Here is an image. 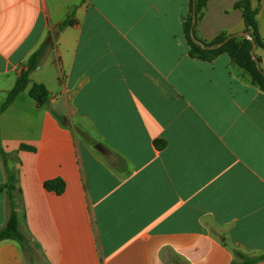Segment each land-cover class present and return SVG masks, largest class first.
<instances>
[{
	"label": "crops",
	"instance_id": "crops-1",
	"mask_svg": "<svg viewBox=\"0 0 264 264\" xmlns=\"http://www.w3.org/2000/svg\"><path fill=\"white\" fill-rule=\"evenodd\" d=\"M237 2L207 0L195 37L244 32ZM250 3L264 45V0ZM188 10L189 0H0V106L29 56L55 39L0 115L1 147L18 170L19 231L35 256L4 240L0 264L264 255V92L227 54L188 55ZM255 56L264 72V49ZM32 84L48 92L40 107ZM54 179L61 194L43 187ZM4 182L0 158V230Z\"/></svg>",
	"mask_w": 264,
	"mask_h": 264
},
{
	"label": "trees",
	"instance_id": "trees-1",
	"mask_svg": "<svg viewBox=\"0 0 264 264\" xmlns=\"http://www.w3.org/2000/svg\"><path fill=\"white\" fill-rule=\"evenodd\" d=\"M207 0H189L188 14L182 24L183 35L188 45V55L201 61L210 62L221 54H227L233 64L241 69L250 78L251 84L264 92V72L261 68H257L255 62L251 59L250 51L252 50V43L239 36L231 37L222 46L218 45L224 42L229 36L220 34L210 42H204L195 37L194 27L201 15L202 10L206 6ZM241 10L242 19L244 23V33L248 34L255 44V51L264 49L256 21L257 11L251 6L250 0H238L234 6ZM193 17L195 24L192 25ZM71 24L70 21L65 20L60 24V27ZM193 28L194 37L201 42L205 47H213L211 49H203L199 45L194 44L190 30ZM55 39L47 35L39 47L29 56L24 67L18 73L15 82L7 93L5 101L0 106V115L13 103L16 97L24 92L29 85V74L34 71L40 64L44 55L53 49ZM256 57V56H255ZM257 62L259 59L256 57ZM28 96L37 106L44 105L48 100V92L45 87L40 84H32L28 89ZM164 144V143H163ZM157 147L160 145L157 144ZM19 151L34 152L33 147L27 145H20ZM0 158L5 174V182L1 187L4 190L6 204H7V220L5 226L0 230V242L4 240L15 241L21 250L26 254L27 245L25 238L19 231L18 225V210L22 209L21 190L18 188V170L11 168L9 165V157L3 151L0 143ZM43 187L48 192L61 194L64 190V182L61 179H54L47 181ZM233 260L230 264H255L264 260V255L250 256L238 250H233Z\"/></svg>",
	"mask_w": 264,
	"mask_h": 264
},
{
	"label": "water",
	"instance_id": "water-1",
	"mask_svg": "<svg viewBox=\"0 0 264 264\" xmlns=\"http://www.w3.org/2000/svg\"><path fill=\"white\" fill-rule=\"evenodd\" d=\"M194 24H195V18L193 17L192 25L194 26ZM57 30H58V28L56 27L54 29V31H53V36L54 37L56 36ZM190 35H191V38H192L194 44L199 45L201 48H203V49H211V48H213V47H205L201 42H199L193 35V28L190 30ZM235 36L236 37L239 36V37H242L244 39H247V40H249L252 43V50L250 51V56H251V59L255 62L256 67L260 68L259 67V63L257 62V59H256V57L254 55L255 44L253 43V40L251 39V37L248 34H246L244 32H241V33H238V34L231 35L224 42L220 43L218 45V47L222 46L228 39H230L231 37H235Z\"/></svg>",
	"mask_w": 264,
	"mask_h": 264
},
{
	"label": "rangeland",
	"instance_id": "rangeland-1",
	"mask_svg": "<svg viewBox=\"0 0 264 264\" xmlns=\"http://www.w3.org/2000/svg\"><path fill=\"white\" fill-rule=\"evenodd\" d=\"M9 165L11 168H16L14 162H10ZM25 241H26V245H27V251H26L25 256L30 262H33L35 259L33 250L31 249V246L29 245L28 240L26 239Z\"/></svg>",
	"mask_w": 264,
	"mask_h": 264
}]
</instances>
